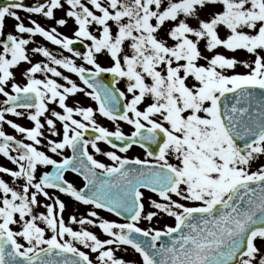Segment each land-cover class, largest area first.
<instances>
[{"label": "snow or ice", "instance_id": "1", "mask_svg": "<svg viewBox=\"0 0 264 264\" xmlns=\"http://www.w3.org/2000/svg\"><path fill=\"white\" fill-rule=\"evenodd\" d=\"M0 156V264H264V0H6Z\"/></svg>", "mask_w": 264, "mask_h": 264}, {"label": "rangeland", "instance_id": "2", "mask_svg": "<svg viewBox=\"0 0 264 264\" xmlns=\"http://www.w3.org/2000/svg\"><path fill=\"white\" fill-rule=\"evenodd\" d=\"M26 2L29 3L30 0H26ZM206 14H207V10H205V12L202 13V15H205V16H206ZM22 15H26V13H22ZM10 23H11V21H9V24H10ZM65 31H67L68 34L71 35V30H65ZM240 55L242 56L243 53H241ZM105 63H106V61H105ZM241 70H243V69H241ZM101 122L104 123L105 125L109 126V127H112V125H111L108 121H106V120H102ZM124 130H125L126 132H129V133H130L131 128H130V126L125 125V126H124ZM102 147L108 148L109 146H107V145H102ZM138 153H140V152H138ZM138 153L133 154L132 152H130V155H133V156H134V155H139ZM99 158H101V159H105V162H108L107 159L104 158V157H99ZM0 164L7 165V166H10V167L13 166V165H11V164L9 163V161H8L6 158H3L2 156H0ZM69 211H71V209H69ZM81 211H83V208H82V207H81ZM97 231H99V230H97Z\"/></svg>", "mask_w": 264, "mask_h": 264}, {"label": "flooded vegetation", "instance_id": "3", "mask_svg": "<svg viewBox=\"0 0 264 264\" xmlns=\"http://www.w3.org/2000/svg\"><path fill=\"white\" fill-rule=\"evenodd\" d=\"M1 2H6V0H0ZM34 2V0H30V2H29V4H31V3H33ZM41 2H43V0H41ZM1 4H3V3H1ZM27 15V14H26ZM70 35V34H69ZM21 123H26V121H20ZM8 131L9 132H11L12 130L11 129H8ZM133 154H136V153H138V152H140V153H138L139 155H142V152H143V150L142 149H139L138 147H134V150H132L131 151Z\"/></svg>", "mask_w": 264, "mask_h": 264}, {"label": "water", "instance_id": "4", "mask_svg": "<svg viewBox=\"0 0 264 264\" xmlns=\"http://www.w3.org/2000/svg\"><path fill=\"white\" fill-rule=\"evenodd\" d=\"M78 46H80V45H78Z\"/></svg>", "mask_w": 264, "mask_h": 264}]
</instances>
